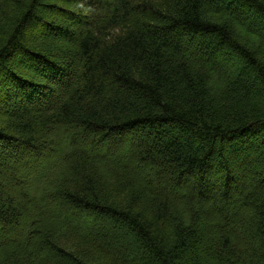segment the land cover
Listing matches in <instances>:
<instances>
[{
  "label": "trees",
  "instance_id": "16d2710c",
  "mask_svg": "<svg viewBox=\"0 0 264 264\" xmlns=\"http://www.w3.org/2000/svg\"><path fill=\"white\" fill-rule=\"evenodd\" d=\"M0 101V264H264V0H0Z\"/></svg>",
  "mask_w": 264,
  "mask_h": 264
},
{
  "label": "rangeland",
  "instance_id": "374dc122",
  "mask_svg": "<svg viewBox=\"0 0 264 264\" xmlns=\"http://www.w3.org/2000/svg\"><path fill=\"white\" fill-rule=\"evenodd\" d=\"M43 109H45V107H43ZM4 111H6V109L4 108V102L0 101V112H4ZM257 153L258 152L253 153V156H255ZM242 185H243L242 182H238V187H241ZM0 186L2 187V190L5 193L12 194L14 196H19V192L18 190H16L14 186L13 177L10 175V172L8 170L0 169ZM222 206L223 205H220L221 208ZM224 227L226 228L230 227V223L225 224ZM78 233H79L78 231L77 233H75V230L64 231L63 234L61 235L62 237L60 238V243L64 247H66L68 250L73 251L75 253H81L80 255L83 256V253L85 252V246H83L82 243L78 241V239H81L80 237L77 238ZM84 245H85V242H84Z\"/></svg>",
  "mask_w": 264,
  "mask_h": 264
}]
</instances>
